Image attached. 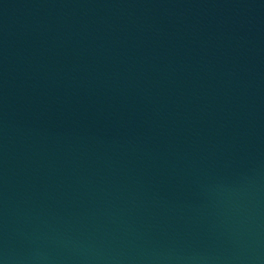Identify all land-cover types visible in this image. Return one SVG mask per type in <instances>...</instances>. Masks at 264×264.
<instances>
[{
	"label": "water",
	"instance_id": "water-1",
	"mask_svg": "<svg viewBox=\"0 0 264 264\" xmlns=\"http://www.w3.org/2000/svg\"><path fill=\"white\" fill-rule=\"evenodd\" d=\"M0 264H264V0H0Z\"/></svg>",
	"mask_w": 264,
	"mask_h": 264
}]
</instances>
